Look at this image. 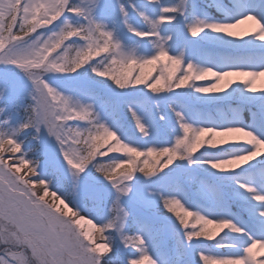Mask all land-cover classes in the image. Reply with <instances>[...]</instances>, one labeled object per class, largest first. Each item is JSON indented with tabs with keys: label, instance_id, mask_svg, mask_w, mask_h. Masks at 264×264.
Returning a JSON list of instances; mask_svg holds the SVG:
<instances>
[{
	"label": "snow or ice",
	"instance_id": "obj_1",
	"mask_svg": "<svg viewBox=\"0 0 264 264\" xmlns=\"http://www.w3.org/2000/svg\"><path fill=\"white\" fill-rule=\"evenodd\" d=\"M0 264H264V0H0Z\"/></svg>",
	"mask_w": 264,
	"mask_h": 264
},
{
	"label": "rangeland",
	"instance_id": "obj_2",
	"mask_svg": "<svg viewBox=\"0 0 264 264\" xmlns=\"http://www.w3.org/2000/svg\"><path fill=\"white\" fill-rule=\"evenodd\" d=\"M23 171L27 172V169H24ZM36 187L40 188L39 185H37ZM49 191H50V194L48 197H46V199H48L50 202H52L53 200H55V197L51 194L52 192H54V189H50ZM57 203H58V201H57ZM84 227H85V229H87L89 227V225H87V223H85Z\"/></svg>",
	"mask_w": 264,
	"mask_h": 264
},
{
	"label": "trees",
	"instance_id": "obj_3",
	"mask_svg": "<svg viewBox=\"0 0 264 264\" xmlns=\"http://www.w3.org/2000/svg\"><path fill=\"white\" fill-rule=\"evenodd\" d=\"M153 71L155 72V70H153ZM141 159H143V157H141ZM189 223H190V226H192V224H194V220L191 217L189 218Z\"/></svg>",
	"mask_w": 264,
	"mask_h": 264
}]
</instances>
